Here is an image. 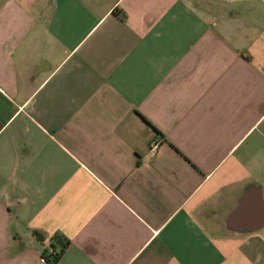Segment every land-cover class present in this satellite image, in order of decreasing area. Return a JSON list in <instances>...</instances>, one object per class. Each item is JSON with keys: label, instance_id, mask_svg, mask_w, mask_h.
<instances>
[{"label": "crops", "instance_id": "obj_1", "mask_svg": "<svg viewBox=\"0 0 264 264\" xmlns=\"http://www.w3.org/2000/svg\"><path fill=\"white\" fill-rule=\"evenodd\" d=\"M65 242L264 264V0H0V264Z\"/></svg>", "mask_w": 264, "mask_h": 264}, {"label": "trees", "instance_id": "obj_2", "mask_svg": "<svg viewBox=\"0 0 264 264\" xmlns=\"http://www.w3.org/2000/svg\"><path fill=\"white\" fill-rule=\"evenodd\" d=\"M67 244V242L63 243L59 250L54 249V246L50 244L49 250H46L45 253L41 254L43 260L51 264H56L61 255L63 254L64 249L67 247Z\"/></svg>", "mask_w": 264, "mask_h": 264}, {"label": "built area", "instance_id": "obj_3", "mask_svg": "<svg viewBox=\"0 0 264 264\" xmlns=\"http://www.w3.org/2000/svg\"><path fill=\"white\" fill-rule=\"evenodd\" d=\"M158 143H159V141H157V140L151 141V142L149 143V151H150L151 153L155 152V150L157 149V145H158Z\"/></svg>", "mask_w": 264, "mask_h": 264}]
</instances>
